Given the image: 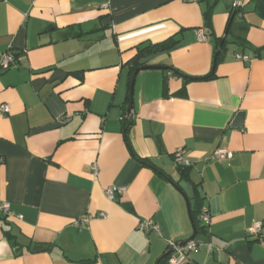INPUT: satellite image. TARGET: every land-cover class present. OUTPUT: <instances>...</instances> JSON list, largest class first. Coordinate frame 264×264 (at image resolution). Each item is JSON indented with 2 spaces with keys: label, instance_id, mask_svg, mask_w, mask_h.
Here are the masks:
<instances>
[{
  "label": "crops",
  "instance_id": "crops-1",
  "mask_svg": "<svg viewBox=\"0 0 264 264\" xmlns=\"http://www.w3.org/2000/svg\"><path fill=\"white\" fill-rule=\"evenodd\" d=\"M235 1L0 0V51L17 53L0 66V264H157L193 235L197 192L211 219L186 264H264L248 231L264 221V13ZM215 36L228 41L217 64ZM127 116L134 153L159 171L131 153ZM220 147L233 157L212 159Z\"/></svg>",
  "mask_w": 264,
  "mask_h": 264
},
{
  "label": "built area",
  "instance_id": "built-area-1",
  "mask_svg": "<svg viewBox=\"0 0 264 264\" xmlns=\"http://www.w3.org/2000/svg\"><path fill=\"white\" fill-rule=\"evenodd\" d=\"M186 2H199L201 0H184ZM242 3L240 0H237L233 4L234 9L241 8ZM200 39L204 40L206 39V35L200 34ZM238 58L247 60L249 59V56L244 54H237ZM17 61V54L13 50H7L5 52L0 51V66L4 68H9L12 65H14ZM10 111V105L7 103H3L0 106V113H7ZM183 149H178L175 152V160L177 164L181 166H188L190 165V162L186 160L183 157ZM233 157V152L226 149V148H218L214 152V155L212 156V159H220V160H229ZM100 174V169L97 164L94 165V175L98 176ZM125 190V187L121 186H113L106 189L107 195L112 198L115 194V192H123ZM3 209L5 212L10 213L9 211V204H4ZM102 216H105V213H101ZM210 213L209 209L204 206L202 208V212L200 214V220L204 224H208L210 222ZM90 220V216L83 217L76 221L77 224L80 223H87ZM141 228L145 230H151L155 229L158 232H160V228L153 223L151 220H145L141 222ZM249 233L254 236L256 239L264 242V221H254L253 224L248 229ZM206 244L203 240L194 238L193 240L187 241L184 244L182 242H177L174 240H171L169 243V251H170V257L168 259V264H186L188 259V254L190 251L197 249L199 246ZM209 249L212 250L213 247L210 244H207Z\"/></svg>",
  "mask_w": 264,
  "mask_h": 264
},
{
  "label": "trees",
  "instance_id": "trees-1",
  "mask_svg": "<svg viewBox=\"0 0 264 264\" xmlns=\"http://www.w3.org/2000/svg\"><path fill=\"white\" fill-rule=\"evenodd\" d=\"M254 1H255V6H256L257 10L264 13V0H254ZM205 14H206V17H207L206 25H207V27H209L212 30L213 29V23H212L213 5H210L208 7V9L205 12ZM212 34H215V33L212 31ZM215 38H216V44H217L216 45L217 55H216V58H215V64H217V63L220 62L223 53L227 50V42L228 41H227L226 38H223V37L215 36ZM176 41L177 40L175 38L171 37V38L167 39L166 41H164L163 43H156V44H152L151 43L148 46H146L145 48H139V53L137 54V56L135 58H133L131 60L132 66L137 68V66L143 64V63H140V60H139L140 55L143 52H145V51L151 52V51H154V50H159L160 48L164 47L166 44L169 45L168 47H171V46H173L176 43ZM252 49H253V52L255 53V55H254L255 57L259 58V57L263 56L264 47H258V48H252ZM14 52H16V51H14ZM211 77H212V75H209V76H207L205 78L188 77L187 81H189V80H198V79H208V78H211ZM184 89L185 88H183L182 91L179 92L178 94H183L184 93ZM166 91L167 90H166V87H165V92ZM132 123L133 122L131 120H129V118L127 116L125 118V139L127 141V145L129 147L131 153L133 155H135L137 158H139L144 164L152 166L156 170L159 171V169H157L156 166L150 160L138 157L134 153V151H133V149L131 147L130 141H129V134H128L129 128L132 125ZM186 167H188V166H183L180 169L181 171H183V173H185L184 175H186V172H187ZM195 198H196V202H195L194 207H192V209H191V215H192V222L195 225V227L197 228L198 234H199L200 232H203L206 229L207 225L202 223L201 220H200V214L202 212V208L204 207L203 204H202V197L197 192ZM6 226L7 225H5L4 230H3L5 236L8 238V240L11 243V245L15 248L16 253L17 254L21 253L23 251V249H24V246L20 242V240L18 238V235L15 232H13V230L11 228H8ZM27 249L30 250V251H39V250H45V249H47V247H46V245H37V247L34 248V249L30 248V246H28ZM169 257H170V252L168 250L159 258L157 264H168Z\"/></svg>",
  "mask_w": 264,
  "mask_h": 264
},
{
  "label": "water",
  "instance_id": "water-1",
  "mask_svg": "<svg viewBox=\"0 0 264 264\" xmlns=\"http://www.w3.org/2000/svg\"><path fill=\"white\" fill-rule=\"evenodd\" d=\"M159 68L170 69V67H166V66H159ZM130 97H131L130 98V104H129V107L127 109V113L128 114H131V111H132V108H133V85L131 87ZM244 115H245L244 112H239L237 114V116L235 117L232 126L233 127H238L241 124V122H242V120L244 118ZM193 229H194V233H193V235L191 236V238L188 241L193 240L198 234V230H197V228L195 227L194 224H193ZM182 243L184 244L185 242H182Z\"/></svg>",
  "mask_w": 264,
  "mask_h": 264
}]
</instances>
